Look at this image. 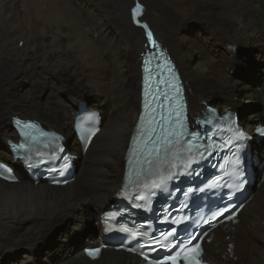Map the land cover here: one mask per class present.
<instances>
[{"label":"bare ground","instance_id":"obj_1","mask_svg":"<svg viewBox=\"0 0 264 264\" xmlns=\"http://www.w3.org/2000/svg\"><path fill=\"white\" fill-rule=\"evenodd\" d=\"M137 4L136 20L147 29L133 19ZM24 8L16 13L0 0V163L7 157L21 175L16 184L0 180V264H141L112 250L92 262L81 248L101 237L100 216L121 189L123 156L141 111V54L151 43L146 33L151 31L175 62L191 118L202 114L204 101L221 98L251 132L264 116L251 112L255 104L264 112V77L260 72L263 81L254 88V82L237 80L233 70L245 52L264 62V0H29ZM194 25L201 33H191ZM80 90L95 99L103 117L85 156L73 130ZM67 91L78 92L70 97L76 109L63 98ZM14 112L61 134L66 125L61 123L72 120L63 135L79 156L75 182L54 188L31 181L7 147L19 140ZM252 191L238 224L217 228L212 243L204 242L209 263L264 264V180ZM93 221L95 234H85ZM54 238L61 243L55 254L79 241L76 254L55 260L49 246Z\"/></svg>","mask_w":264,"mask_h":264},{"label":"rangeland","instance_id":"obj_2","mask_svg":"<svg viewBox=\"0 0 264 264\" xmlns=\"http://www.w3.org/2000/svg\"><path fill=\"white\" fill-rule=\"evenodd\" d=\"M6 2H7V4H9L10 5V7H11V11H14V12H16V13H20L21 11H24V6H26L27 4L29 5V0H6ZM30 2H31V0H30ZM201 29H200V27L199 26H197V25H194L193 26V28H192V34H194V33H196V32H200L201 33ZM18 41L19 40H16V42H15V45L17 46V47H19V48H22L23 47V42H19L18 43ZM148 43V42H147ZM245 53H247V55L244 57V58H241L240 60H239V62L234 66V70H233V76L237 79V80H239V81H242V82H246V83H249V82H254V88H256V86L257 85H259V86H261L260 85V83L263 81V78L261 79V82L260 81H258L259 79H260V75L262 74L263 75V77H264V62H260V61H257L256 59H257V55H256V53H248V52H245ZM251 54V55H250ZM261 72V74H259ZM79 92V93H78ZM77 93H70V91H67V92H64L63 93V98L69 103V104H71L72 106H74L75 107V109H76V106L74 105V103L73 102H71L70 101V97L71 96H75V94H77V97H81V99H82V101H85V102H88V105L90 104V107H92V108H95V110H97V111H100V113H101V110L100 109H98L96 106H97V102L95 101V99L92 97V96H90L86 91H83V90H80V91H78ZM263 94H264V92H263ZM204 102H206V104L207 103H210V104H212V105H214L215 107H217L220 111H223V110H225V109H229V110H231V111H235V112H237L236 111V109H235V107H233V105H230V104H225V103H223V101L221 100V98H212V99H207L206 101H204ZM205 104V105H206ZM221 104H225V109H223V110H221L220 108H219V106L221 105ZM77 105V104H76ZM204 105V106H205ZM203 106V107H204ZM213 107V106H212ZM260 107L261 106H259V105H257V104H255V105H253V107H252V109H251V112H261L262 114L264 113L263 112V110L262 109H260ZM224 108V107H223ZM75 114H76V112H75ZM241 115V114H240ZM257 115H258V113H257ZM12 116H14V117H20V118H25V117H30V118H32L31 116H29V115H27V114H21L20 112H14L13 113V115ZM11 116V117H12ZM11 117L9 118V122H11ZM259 120H264V116L263 115H260V119ZM71 122H72V120H67V122H64L63 121V123H61V124H66L65 125V129H64V131H62L63 132V134H65V135H68L67 133H68V131H69V129H70V125H71ZM257 122V121H256ZM53 126H55V125H53ZM66 129H68L67 130V132L65 131ZM60 131V130H59ZM73 137V136H72ZM72 137H70V138H72ZM69 142V141H68ZM75 142H73V144H72V147L71 148H73L74 146H75ZM0 145L2 146V147H4L3 146V144L2 143H0ZM7 147L9 148V145L7 144ZM124 157L125 156H123V159H124ZM6 158L7 157H5L4 159H2V160H5L3 163L4 164H7L8 162L6 161ZM19 176H21L20 174H19ZM88 207H91L92 208V205H90V206H88ZM108 207V206H107ZM88 210V208L86 209V211ZM102 212V211H101ZM89 214V213H88ZM242 221H243V218H242ZM96 227H97V223L96 222H91L90 224H89V226L87 227L88 229L85 231V232H87V233H85V234H87V235H91V234H95V232H96ZM70 231H72L71 229H70ZM72 233H73V237L74 238H76V239H78L79 238V234L76 232V231H72ZM57 236V235H56ZM92 238H94V240L93 241H91V242H95V238H96V236H93ZM78 243H79V241H77ZM77 242H74L73 243V245H72V247H70L68 250H65L64 252H62L61 254H58V253H56L55 254V251H56V248H58V246L61 244L60 242H59V239L58 238H54V239H52L50 242H49V246H51V249H52V251H53V255H57V256H55L54 257V259L56 260V258H57V260H63V259H65L64 258V256H67L68 258H70L71 256H73L74 254H76V253H73L74 252V250H75V248L78 246V243ZM90 242V243H91ZM25 254V251H22L21 253H20V255H24ZM42 255V256H41ZM37 256H38V258L40 257H43L44 256V253L43 252H41V253H37V255H36V259H37ZM42 263V262H41ZM43 264H45V262L43 263Z\"/></svg>","mask_w":264,"mask_h":264},{"label":"snow or ice","instance_id":"obj_3","mask_svg":"<svg viewBox=\"0 0 264 264\" xmlns=\"http://www.w3.org/2000/svg\"><path fill=\"white\" fill-rule=\"evenodd\" d=\"M141 12V5L137 4L136 7L133 9V19L136 20L137 15ZM136 23L140 26L144 27L145 29L148 28V25L143 24L141 21L136 20ZM147 37L148 40L155 45V41L153 39V33L151 31H147ZM149 61H145V68L144 71L146 73L149 72L148 64ZM148 77H145V80L147 82ZM175 79V77H174ZM173 89L177 92H179L180 87L177 84L172 85ZM182 108V106H181ZM147 127H145V119L142 118L140 121V125L138 126V132H140L145 139L143 142L145 145H147L150 142L153 143V147L151 149H148V156H152L153 153H159L161 151V147L171 145L174 143V141L179 140L184 134H185V126L184 123L180 117L179 113L173 112L170 113L167 117L161 116L159 120H156L155 116H149L147 118ZM26 128H31L32 124L25 123L24 125ZM159 130V131H158ZM239 138H242L239 137ZM67 166V165H66ZM2 171V169H0ZM227 219H234L232 215H229ZM203 235V234H201ZM192 240H197V237L194 235H185L184 237H181L179 233H176L173 236V240L170 241V243H175V246L177 248H180V251H184L183 248H181V245H185L186 242H191ZM192 247H195L199 254V242L197 240V243L194 245H190ZM98 252V249L96 250ZM90 255L93 253L90 252ZM179 254V253H178ZM193 264H200L199 260H194Z\"/></svg>","mask_w":264,"mask_h":264},{"label":"water","instance_id":"obj_4","mask_svg":"<svg viewBox=\"0 0 264 264\" xmlns=\"http://www.w3.org/2000/svg\"><path fill=\"white\" fill-rule=\"evenodd\" d=\"M207 106H214V105H212V104H210V103H207ZM46 129H47V128H46ZM85 248H86V245L83 246V247L81 248V251H83Z\"/></svg>","mask_w":264,"mask_h":264},{"label":"flooded vegetation","instance_id":"obj_5","mask_svg":"<svg viewBox=\"0 0 264 264\" xmlns=\"http://www.w3.org/2000/svg\"><path fill=\"white\" fill-rule=\"evenodd\" d=\"M44 127L47 128V129L49 130L48 126L44 125Z\"/></svg>","mask_w":264,"mask_h":264}]
</instances>
